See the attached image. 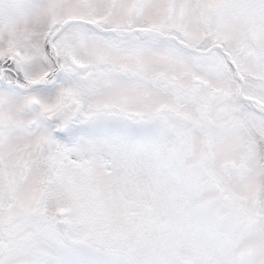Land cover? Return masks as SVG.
Wrapping results in <instances>:
<instances>
[{"label": "snow or ice", "instance_id": "snow-or-ice-1", "mask_svg": "<svg viewBox=\"0 0 264 264\" xmlns=\"http://www.w3.org/2000/svg\"><path fill=\"white\" fill-rule=\"evenodd\" d=\"M0 264H264V0H0Z\"/></svg>", "mask_w": 264, "mask_h": 264}]
</instances>
